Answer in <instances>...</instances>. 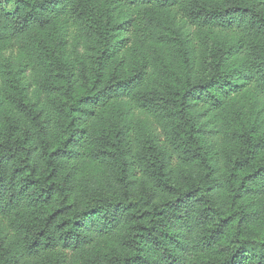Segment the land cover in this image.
I'll list each match as a JSON object with an SVG mask.
<instances>
[{
	"label": "trees",
	"instance_id": "obj_1",
	"mask_svg": "<svg viewBox=\"0 0 264 264\" xmlns=\"http://www.w3.org/2000/svg\"><path fill=\"white\" fill-rule=\"evenodd\" d=\"M0 264H264V0H0Z\"/></svg>",
	"mask_w": 264,
	"mask_h": 264
}]
</instances>
